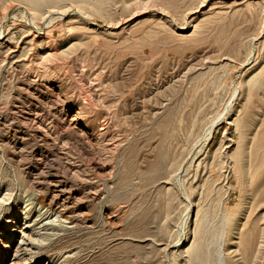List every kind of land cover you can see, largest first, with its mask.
<instances>
[{
    "label": "rangeland",
    "instance_id": "374dc122",
    "mask_svg": "<svg viewBox=\"0 0 264 264\" xmlns=\"http://www.w3.org/2000/svg\"><path fill=\"white\" fill-rule=\"evenodd\" d=\"M149 1L151 0H128L125 13L134 12L135 3H148ZM170 1L173 4V8H171L172 16L182 22L183 16L196 6L197 0ZM207 1L210 20L208 22H200L201 19H199L197 22L203 23V27L199 29L197 35L190 37L193 32L191 28L184 34L188 38L184 41L178 40L174 42V46H169L170 43L166 45V42H169L168 36H154V34L148 32L146 36L145 31L148 28V24L142 26L140 30H136L133 36L151 37V40L157 44L154 55L150 47L145 44L142 45L146 49V53L138 64L136 59H138L137 55L139 53L135 48L131 47L132 45L126 47L124 51H119L122 53L120 55L117 50L104 47L97 51L91 41L85 38L80 43L81 46L68 56L69 58H65L57 62L58 64L55 63L51 66V70L57 71L60 76V89L57 88L56 90L60 97L58 99L61 102L67 101L73 108V114L82 108V98H80L79 94L82 87L88 83L85 71H90V66L94 67L95 73H97L96 68L103 67V72L109 70L111 71L109 73L116 77V81L114 80L104 93L108 92L112 84L120 85L124 82L128 90L134 86L123 99L120 96L109 97L110 95H105L106 99L109 100L104 99V104L106 102L107 105H105L108 106L107 110L103 107H95L94 110L85 108L83 115L86 126L82 127L83 121H80L81 124H78L77 127L80 131L85 130L87 132L88 130L91 131L88 127L89 124H96L97 127L99 126L98 130L100 131L103 129L106 118L110 116L116 117L118 123L110 129V133L114 136V141L110 142L109 139H106V142L104 140L102 144L104 146L113 145L114 142L117 143L124 136H128L130 137V148H125L122 152L121 164L118 162V157H114L96 166L95 162L89 163L85 157L78 156L71 145L63 144L64 142L61 139L60 141L55 140L59 139L58 134L54 139L50 137L47 143L48 146L43 147L44 145L40 143L39 138L37 139L32 135L33 132H36L33 125L25 131V129L19 128L11 122L10 124L8 123L6 128H8V131L10 129L9 132L11 133L10 137H8L9 139H13L11 138L13 134L25 136L28 134L26 138H28L29 143H34H32L33 146L30 143V152L31 150L37 151L39 149L46 151L48 147L53 149L49 150V156L47 154L42 155V158L41 154L37 152L34 159L24 160V164L25 168L31 170H36L37 166L41 165L42 170L44 169L43 171L51 172L52 176L55 175V184H50V186L43 185L46 192L37 196V204L33 207L34 210L31 207H25L26 204L21 200L23 196H18L20 187L23 185L21 179V170L23 169H20L16 163L18 158H20L19 152L21 150H17L15 153L14 151L6 150L5 147H2L3 150L5 149L3 151L0 147L5 153L3 154L0 150V189H2L0 193L8 186H12L11 190L14 192V196H0V200L8 197L6 199L9 201L7 202L3 199L2 202H5L4 204L6 205L0 203V262L6 253L15 249V245L8 243L9 241L7 240L10 234L14 233V227L22 225L25 209L26 212H32L31 214L36 219L34 220L33 218V221L36 222L37 231L40 229L39 227H44L45 222H48L45 219L46 215L38 216L36 210L38 207H42L49 214L52 212L62 215V220H60L62 224H70L72 222L75 228L65 233H59L51 242L43 244L36 254H34L36 251L34 250L33 254L35 256L27 253V258L32 259L30 264H50V262L51 264H177L178 262L182 264L180 261L174 263L175 261L172 262V258V260L167 259L161 254L163 253L164 244H167L170 239V233L176 231L177 227H175L176 222L171 224L169 230L162 226L167 199H172L173 197L165 196L162 185L159 184L162 175V169L156 168V160L161 153L159 149L162 146L164 147L166 145L165 140L172 136L173 147L179 153L186 144L188 137L189 139L191 136L194 138L196 133L202 132L215 117L224 112L225 107L231 100L234 89L238 88L240 95L231 103L232 108L228 114V119L222 120L216 126L208 148L204 152L198 153L199 150L195 154L193 152L194 157L192 158L193 160L191 159V166L186 172L185 178L186 183L192 186L193 189V192H191L193 202L191 220L183 233L182 242L176 243V241H173V243L169 244L168 250L170 253H178L186 245L185 239H192L195 231L196 209L199 205V207L202 206L208 211L206 212L209 214L208 220H210L207 228L202 231V227L199 233V236L206 237L204 242V264H220L222 259L220 254L222 252L228 255L224 264H264V208L259 211V217L257 218L263 219V228L261 232L259 229L248 232L247 238L245 237L247 241L252 238L251 235L253 233H256V235L251 239L249 246L247 242L245 243L244 249H240L235 244L237 243L235 240L231 241L228 236L222 235L224 222L222 219H218L222 214H228L231 217L235 216L233 209L239 203L242 204L248 194V186L244 177L236 174L234 169L229 166H221L219 152H221L222 139L225 137L228 140L229 138L232 139L233 143L230 144L226 158L234 157L238 144L240 145L241 134L239 131L234 132L231 122L234 119H238L242 122V125L251 124L255 126L260 120H264V88L255 92L248 101L242 95L244 82L261 68L264 63V55L257 53L254 62L251 63L250 61L243 68L238 64V61L246 59L245 38L255 34L260 29V20L256 17L258 8L253 4L259 0H248L252 3V6L248 7H246L247 4L241 3L234 5L233 0ZM242 1L239 0V2ZM236 9H239L238 12H235ZM4 15L7 16L5 21L3 20ZM142 19L143 17H136L131 26ZM29 20L30 17L28 18L27 16L26 18V16L22 15L17 3L10 2L5 9L0 5V26L1 32L2 30L4 31L5 37L2 44H4V47L9 48L11 52L8 59L12 62L15 60L20 64H24V68L30 74L31 68L34 67V59L38 57L41 61H47L48 58L43 54L47 47L38 50V53L36 52V48L34 49L36 42L28 50L30 52L27 51V54L26 48L33 36L41 37L46 32L45 25L38 31L31 26ZM93 22L98 27H105L106 25L99 18H94ZM7 28L9 31H7ZM26 28L31 29L30 33L27 32ZM52 30L51 42L55 43V48L66 49L67 45L61 43L64 31L57 23L54 24ZM179 34L182 33L179 32ZM0 39H2L1 36ZM73 41L75 42V40ZM20 51H24L23 53L21 52L22 57L19 56ZM14 68L8 69V74L12 76L11 78H15ZM94 70L92 69L91 71L94 72ZM201 71L206 73V75L201 79L192 81V78ZM121 74L123 75V80L119 79ZM12 82L13 80H8V85L6 84V87H3H11L14 84ZM82 83H84L83 86ZM155 85L158 90L154 99L150 100L149 90L156 88ZM118 97L123 102L117 99ZM169 100L175 106L170 127L168 126V120L163 117H159L157 122H154L149 117V108H160L161 104L163 105ZM154 104L156 105L153 106ZM7 113L12 118L17 116V113L10 110ZM39 116L40 114L37 116L39 121H41L39 123L48 126L50 129L54 127L53 130L55 129L56 133H59L58 131L61 129V132L78 131L77 128L76 130H71L68 127V129L60 128L53 119L50 120L46 115ZM169 132L173 135H170ZM87 140L91 141L89 143L90 147H92V143L93 147H95L92 139L87 138L86 142H88ZM94 149L97 150L96 148ZM7 154L10 156L8 157ZM4 155L7 156L4 157ZM37 159H39L38 162ZM69 159L70 162L72 161L75 164L68 162ZM51 160L54 161L51 162ZM65 160L68 161L66 162ZM45 161L49 162H46L48 165ZM57 161L59 164L64 163L63 166L59 165ZM64 165L71 169V175L65 176V173L62 174L60 170L65 169ZM54 167L55 170H53ZM57 167L61 169L58 170ZM73 171L81 172L83 174L82 179L73 177ZM111 171L115 172L116 176L114 178L108 175ZM225 176L227 178L226 181L230 184V196L228 204L223 206L222 211H218L217 207L222 203L226 191L224 186ZM258 181L259 179L255 183ZM35 182L40 185L42 183L37 181V179ZM211 184L216 187L217 191L219 190V196L214 204H212V199L209 200L208 197L214 193L210 191L213 188H211L213 186ZM64 187L68 190L62 191L61 188L63 189ZM180 203L176 202V206L179 207ZM102 212L109 214L108 217L101 216ZM216 214L217 216H215ZM64 218L65 220H63ZM41 224L42 226H40ZM153 237L156 240V244L148 241ZM170 260L171 262L169 263ZM193 264L200 263L195 261Z\"/></svg>",
    "mask_w": 264,
    "mask_h": 264
},
{
    "label": "bare ground",
    "instance_id": "6f19581e",
    "mask_svg": "<svg viewBox=\"0 0 264 264\" xmlns=\"http://www.w3.org/2000/svg\"><path fill=\"white\" fill-rule=\"evenodd\" d=\"M10 2H14L15 4L17 3L19 5V10H21L23 16H26V18L27 16L28 18L30 17L29 22L31 26H33L39 31L40 28L45 25L44 28L46 30V32L43 33L44 36L40 37L35 35L33 36V38L31 37L32 40L29 41L28 46L26 45V52L30 50L31 46L35 42V45L37 47L35 46L34 49L36 48L37 53L38 50H42V48L47 47L45 49L46 51L43 52V54L46 55V58H48L47 61H41L38 57L34 59V67L31 68V72L29 74L24 68V64H20L15 60H13L12 62L8 59V56L11 54V52L9 48L4 47V44H2V41L5 37L4 31L2 30L1 32L0 26V36L2 37V39H0V147L1 149L2 147H5L6 150L14 152L17 150H21V152H19L20 158H18V161L16 160V163L19 168L23 169L21 170V179L23 181V185L20 187L18 196H23V199L21 200H23V202L26 204L25 207H31L33 209V207L36 206L35 204H37V196L41 193L46 192V189L43 185L50 186V184H55V175L52 176L51 172L43 171L44 169L42 170V167L39 164L36 170L25 168L24 160L28 161L27 159L29 158L34 159L37 155V152L41 154V158L42 155L47 154V156H49V150L53 149H49L48 147L46 151L39 149L37 151L31 150L30 152L29 150L31 148L29 146L31 142L29 143L28 138H26L28 134L26 136L21 134H13L11 137L13 139H9L8 137H10L11 133L9 132L10 129L8 131V128H6L8 123L10 124L11 122L15 126L25 129V131L27 128L29 129V127L33 125V127L35 128L34 130H36V132H33L32 135L37 139L39 138L38 140H40V143L44 145L43 147L48 146L47 143L49 142L50 137H53L54 139L58 134L59 136H57L59 139L55 140L60 141L61 139L64 142L63 144L67 143L71 145L73 150L75 149L74 151H76L78 156L85 157L87 161H89V163L95 162L96 166H99L103 163V161L114 157H118V162L121 164L122 152L125 150V148H130V137L128 136H124L121 141L117 143L114 142L113 145L108 144L107 146H104L102 144L104 143V140L106 142V139H109L110 142L114 141V136L110 133V129L113 126L117 125L118 121L116 117L110 116L106 118L104 120L103 129L100 131L98 130L99 126L97 127L96 124H89V126L87 124V126L91 129V131L88 130L87 132L85 130L80 131L77 127L78 124H81L80 121H83L82 127L86 126V121L83 115V113H85V108H91L92 110H94L95 107H103L105 110H107L108 106H106V102V105L104 104V99H106L105 95H110L109 97L120 96L121 99H123L126 94H128L132 90V88H134V86L130 87L128 90V87L124 82H122L120 85L112 84L110 89H108V92L104 93L105 90L109 88L110 84L114 80L116 81V77L109 73L111 72L109 70L107 72H103V67L96 68L97 73H95L94 67L90 66V69L88 68L90 71H85V73L87 74L86 78H88V83L85 81L87 85L82 87L81 92L79 94L81 96L80 98H82V108L78 109V111L73 114V108L67 103V101H59V93H56V90L61 85L59 84L60 76L58 75L57 71L51 70V66L65 58H69L68 56H70V54L75 52L77 48L81 46L80 43L83 42L85 38H88L91 41L94 49L97 51H100L101 48L104 47L106 49H115L119 52L122 50L124 51L126 47L132 45L131 47L135 48L139 53L137 55L138 57L136 56L138 58L136 59L138 60V64V62L142 61V57L146 53V49H144L142 45L145 44L150 47L153 55L154 51L157 49V44L151 40V37L145 38L143 36H133V33L136 30H140L142 26L148 24V28L145 31L146 36L147 32L150 34H154V36H168L169 42H166L164 40L166 42V45L170 43L169 46H174V42L178 40L184 41L186 38H188L184 34L187 33L188 30H191V28L193 29V32L191 33L190 37H195L199 29L203 27V23L200 22H208L210 19L208 17L209 14L207 10V0H197L195 4L196 6L183 16L182 22H179L172 16L171 8H173V4L170 0H151L148 3L137 2L133 7L134 12L131 13H125V8L127 7L128 0H0V5L3 9H5L8 3ZM236 3L247 4L246 7L252 6V3L248 0H243L242 2H239V0H233V4L235 5ZM253 4H255L256 8H258V11L256 12V17H258L260 20V29L255 34L249 35L245 38L244 45L246 47V59L238 61V64L241 68L247 66L250 61L251 63H253L257 56V53L264 55V0H259ZM238 10L239 9H236L235 12H238ZM19 14L21 13L19 12ZM6 15L3 16L4 21L7 18ZM191 16L193 17L191 18ZM136 17H143V19L131 26L133 20ZM94 18L102 19L106 23L105 27H98V25L93 22ZM199 19H201V21L198 23L197 21ZM56 23L60 26L62 31H64V36H62L61 43L67 45L66 49L55 48V43L51 42V36L53 35L52 28ZM26 30L28 33H30L31 31V29L27 28ZM7 31H9L8 28ZM176 31L178 32L176 33ZM179 32L182 34H179ZM73 40H75V42ZM48 47H50V49H48ZM23 48L22 50H24ZM21 52L22 51L19 52V56H21L24 51L22 53ZM121 54L122 53H120V55ZM11 67H15L13 69L15 78H11L12 76L8 74V69ZM92 69L94 70V72L91 71ZM98 71L100 75L98 74ZM82 73H84V71H82ZM205 75L206 73L201 71L194 78H192V81L201 79ZM122 76L123 75L121 74L119 77L120 80H123ZM10 79L11 81L13 80L14 84L12 82L13 85H10L11 87L4 88L3 86L6 87L7 81ZM84 83H82V86L84 85ZM157 88L158 87L156 86V88H152L149 90L150 100L154 99L158 90ZM261 88H264V63L254 75L250 76L244 82V86L242 88V95H244L246 101H248L255 94V92H257ZM239 95L240 90L238 88H235L231 100L225 107L224 112L215 117L213 121L206 128L203 129L202 132L196 133L194 135V138H192L191 136V138L189 139L188 137L186 144L179 153L173 147V142L171 141L173 138L172 136V138L168 137V139L165 140L166 145L164 147L162 146L159 149L161 153L156 160V168L162 169V175L159 184L162 185L165 196L173 197L172 199H167L165 205V212L162 219V226H165L166 230H169L171 224L176 222L175 227H177V230L175 228L176 231L170 233V239L168 240L167 244H164L163 253L161 254H163V256L167 259L172 258L173 260H171L172 262L175 261L174 263L180 261L182 264H193L195 261H197L200 264H204V242L206 237L203 238L199 236V233L202 227V231L207 228L208 222L210 221L208 220V211L205 210L204 207H199V205L197 206L195 215L196 220L194 222L195 231L191 240H189L188 238L185 239L186 245L183 246L182 250L178 253H170V251L168 250V246L170 243H173V241H176V243L182 242L181 240L183 233L191 220V214L193 210L191 192H193V189L192 186L186 183L185 178L186 172L191 166V159L194 157L193 152L194 154L195 152H197V150H199L198 153L204 152L208 148V144L214 136L216 126L222 120L228 119V114L232 108L231 103H233V101L236 100ZM117 99L120 98L118 97ZM121 99L120 101H122ZM155 105L156 104H154L153 106ZM174 109V104L171 100H169V102H166L163 105L161 104L160 108H149V117H151L154 122H157V119L159 117H163L168 120V126L170 127L172 125L171 121L173 119ZM8 110L17 113V116L15 118H12L10 114L7 113ZM39 114L40 116L46 115L48 118H50V120L53 119V121L58 123V126H60V128L68 127L71 130H76L77 128L80 133H78V131L74 132L70 130L68 132H61L62 129L58 131L59 133H56L54 131L55 129L53 130L54 127L50 129L48 126H44L43 124L39 123L41 122L37 118ZM33 121L34 123H36L34 124ZM263 122L264 120H260L259 123L261 124L259 126V123H257V125L255 126L251 124L242 125V122H240L238 119H234L231 122V125L234 128V132L239 131L241 134L240 145L238 144V148L235 152L234 157L226 158L227 151L233 141L231 138H229L228 140L227 137H225L222 139L220 147L221 152H219L221 166H229L233 168L236 174L242 175L244 177V180L246 181V184L248 186V194L246 200L242 204L239 203L233 209L235 216L231 217L228 214H222L220 217H218V219H222V221L224 222L222 235L228 236L231 241L235 240L237 242L235 244H237L240 249H244V245L246 242L249 246L251 243V239L254 238L256 235V233H253L251 235L252 238H248L250 240L247 241L246 238L248 232L255 231L258 229L261 232V229L263 228V219H257L259 217V211L264 208ZM29 134L31 135V133ZM169 134L173 135L170 132ZM87 138L92 139V141L94 142L95 147H93V143L91 145L93 149H91L92 147H90L89 144L91 141L87 140L88 142H86ZM87 143L89 144V146ZM94 148H96L97 150H95ZM14 152L13 154L16 153ZM6 156L4 155V157ZM9 156L10 155H8V157ZM39 159H37V162ZM52 161L54 160H51V162ZM87 161L85 160V162ZM46 162L47 161H45V163ZM68 162H70V159ZM72 163L75 164L74 162ZM63 164L59 165L63 166ZM67 164L69 165V163ZM65 165V169L60 170L61 168L58 169V167L57 169L60 170L62 174L65 173V176H69L71 175V169H69V167H65ZM53 170H55V167L53 168ZM72 170L74 169L72 168ZM56 172L58 171L56 170ZM73 173V177L75 176L82 179L83 174L81 172L73 171ZM114 173V171H111V173L108 175L111 176V178H114L116 176ZM36 179L37 181H41L43 184L41 183L40 185L38 182H35ZM258 179L259 181L255 183V181ZM226 180L227 178L225 176L224 186L226 191L224 193V198L222 201L223 205L221 203L220 206L217 207L218 211H222L223 206H225V204L227 205L229 201L231 189L230 184ZM11 187H6V189L0 193V196H14V192L13 190H11ZM211 188L213 191H210L214 193L211 195L209 194L210 196L208 197L209 200L212 199V204H214L215 200L219 196V190L217 191L214 185L211 186ZM61 190L66 191L68 189L64 187L63 189L61 188ZM6 198L8 197L2 198V200L4 199V201L9 202ZM2 200H0V203L3 205L5 202L3 203ZM9 200H11V198H9ZM176 202H181L179 207L176 206ZM38 209L36 210L38 212V216L46 215L47 217L45 219H47L48 222H45L44 227L41 224L40 226L42 227H39L40 229L38 228L39 230L37 231L35 227L36 222L33 221L34 216L31 214L32 212H26L25 209V213L23 214L24 216L22 218V225L18 227L15 226L14 233H11L7 240L9 241L8 243H12V245H15V249L14 251L10 250V252L6 253L3 256L0 262L1 264H21V262L22 264H30L32 259L27 258V253L31 255L34 253V250H36L34 253L36 254L43 244L45 245V243L51 242V240L56 238L59 233H65L75 228V225L72 222L70 224H62V222L60 221L62 220V215H58L56 213L54 214L52 212L51 214H49L48 211L42 207H38ZM108 215L109 214H104L103 212L101 213V216L103 217H108ZM215 216H217V214ZM34 220L36 219L34 218ZM63 220H65V218ZM148 241H151V243L156 244V240L154 237L149 239ZM221 255L222 259L220 264H224L228 255L224 252L220 254V257ZM171 260L169 261V263L171 262ZM177 264L180 263L178 262Z\"/></svg>",
    "mask_w": 264,
    "mask_h": 264
}]
</instances>
